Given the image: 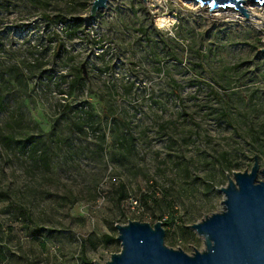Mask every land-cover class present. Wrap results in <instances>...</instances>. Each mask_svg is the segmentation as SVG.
Returning a JSON list of instances; mask_svg holds the SVG:
<instances>
[{
	"label": "rangeland",
	"instance_id": "obj_1",
	"mask_svg": "<svg viewBox=\"0 0 264 264\" xmlns=\"http://www.w3.org/2000/svg\"><path fill=\"white\" fill-rule=\"evenodd\" d=\"M149 1L0 0V264H105L128 220L191 254L264 167V26Z\"/></svg>",
	"mask_w": 264,
	"mask_h": 264
},
{
	"label": "water",
	"instance_id": "obj_2",
	"mask_svg": "<svg viewBox=\"0 0 264 264\" xmlns=\"http://www.w3.org/2000/svg\"><path fill=\"white\" fill-rule=\"evenodd\" d=\"M194 1L208 6L209 11L228 8L248 17L244 0ZM248 1L264 6V0ZM107 2L92 0L86 19L93 20ZM260 51L264 55V47ZM258 174L262 179H257ZM219 191L223 209L189 226L202 239V249L187 254L165 245L161 221L150 225L128 220L115 225L121 249L105 264H264V167H259L257 155L249 171L232 172Z\"/></svg>",
	"mask_w": 264,
	"mask_h": 264
},
{
	"label": "bare ground",
	"instance_id": "obj_3",
	"mask_svg": "<svg viewBox=\"0 0 264 264\" xmlns=\"http://www.w3.org/2000/svg\"><path fill=\"white\" fill-rule=\"evenodd\" d=\"M147 2L149 3L150 1L147 0ZM187 3L192 4L196 7L199 6V4L194 0H188ZM243 5L248 12V17L246 18L247 20L245 21V23L257 29L263 27L264 26V6L260 7V5L250 3L248 0H244ZM208 8H205V9L208 10ZM218 9L219 10H215V12L218 13L216 15H221L224 18H227V17L234 18L237 14V12L234 9H228V8L227 9L218 8ZM255 9H258L259 12L261 11L260 13H262V15L260 13L255 12L254 11ZM156 20H157V24L159 25H163V24L166 25L170 21L169 18L167 17H160Z\"/></svg>",
	"mask_w": 264,
	"mask_h": 264
},
{
	"label": "trees",
	"instance_id": "obj_4",
	"mask_svg": "<svg viewBox=\"0 0 264 264\" xmlns=\"http://www.w3.org/2000/svg\"><path fill=\"white\" fill-rule=\"evenodd\" d=\"M60 48H61V42L57 40L56 41V44H55V48H54V53H58L59 50H60ZM84 78H85V76L83 74L78 75L75 78L74 82H72L71 88L74 87V86H76V84H78V83L80 84L81 83V80H83ZM52 129H53L52 131H54L55 130V127L53 126Z\"/></svg>",
	"mask_w": 264,
	"mask_h": 264
}]
</instances>
